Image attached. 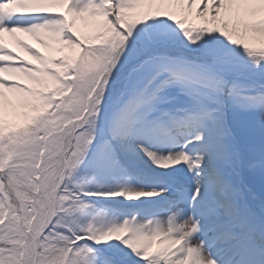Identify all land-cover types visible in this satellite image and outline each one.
I'll use <instances>...</instances> for the list:
<instances>
[{
	"label": "snow or ice",
	"instance_id": "1",
	"mask_svg": "<svg viewBox=\"0 0 264 264\" xmlns=\"http://www.w3.org/2000/svg\"><path fill=\"white\" fill-rule=\"evenodd\" d=\"M0 264H264V0H0Z\"/></svg>",
	"mask_w": 264,
	"mask_h": 264
},
{
	"label": "rangeland",
	"instance_id": "2",
	"mask_svg": "<svg viewBox=\"0 0 264 264\" xmlns=\"http://www.w3.org/2000/svg\"><path fill=\"white\" fill-rule=\"evenodd\" d=\"M62 10V9H60ZM77 27L81 30H87V27L83 24L82 21H77ZM24 33H17L16 36H18L20 39L26 41L28 44L32 45V40L29 38H23ZM4 40L5 43L10 47L13 48L16 52H18L21 56H23L26 60H31L33 63H37L38 61H36L35 57L30 54L29 52H27L19 43H17L16 39L10 35L5 33L4 34ZM40 45H36L35 48L39 49L42 53H44L45 55H49V54H53L52 50L48 47H46L43 43H40ZM66 51H68V49H66ZM7 75V74H6ZM18 79H20L22 82L26 83L27 81L24 80V78L22 76H18Z\"/></svg>",
	"mask_w": 264,
	"mask_h": 264
},
{
	"label": "bare ground",
	"instance_id": "3",
	"mask_svg": "<svg viewBox=\"0 0 264 264\" xmlns=\"http://www.w3.org/2000/svg\"><path fill=\"white\" fill-rule=\"evenodd\" d=\"M194 9H195V6H194ZM191 19L194 22H197V23L200 22L199 18L195 17L194 13H193V16L191 17ZM23 36H24L23 38H29V39L32 40V46H36L37 45V39L35 37H33V36L29 35V34H26V33H24Z\"/></svg>",
	"mask_w": 264,
	"mask_h": 264
}]
</instances>
